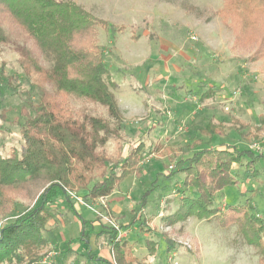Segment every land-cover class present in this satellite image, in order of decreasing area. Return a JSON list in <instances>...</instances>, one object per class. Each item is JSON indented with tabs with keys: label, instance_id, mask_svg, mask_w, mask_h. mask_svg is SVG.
<instances>
[{
	"label": "rangeland",
	"instance_id": "1",
	"mask_svg": "<svg viewBox=\"0 0 264 264\" xmlns=\"http://www.w3.org/2000/svg\"><path fill=\"white\" fill-rule=\"evenodd\" d=\"M71 1L104 22L95 24L94 36L118 84L113 91L126 118L128 141L141 137L146 148H158L144 155L143 173L124 177L109 197L79 203L76 210L58 199L43 230L48 245L41 263L109 264L89 258L87 248L113 261L112 228L121 234V248L132 264H259L257 249L236 225L222 227L213 218L185 215L181 203L196 190L182 185L181 170L166 175L176 159L173 152L196 137L202 146L224 143L264 151V58L249 60L251 50L234 43L232 26L218 12L223 0ZM0 22L8 29L6 21ZM0 69V150L6 153L21 142L20 107L28 97L11 41L0 42ZM67 103L78 116L105 114L103 106L76 95H68ZM208 122L220 132L196 134ZM247 132L255 139L242 138L240 133ZM251 169L233 163L234 185L218 191L213 206L223 211L249 198L264 221V157L253 167L256 175L248 177ZM42 187L38 182L10 193L14 214L31 209ZM81 219L95 220L88 240L81 235ZM150 244L156 247L153 254Z\"/></svg>",
	"mask_w": 264,
	"mask_h": 264
},
{
	"label": "trees",
	"instance_id": "2",
	"mask_svg": "<svg viewBox=\"0 0 264 264\" xmlns=\"http://www.w3.org/2000/svg\"><path fill=\"white\" fill-rule=\"evenodd\" d=\"M218 12L232 26L234 43L251 50L248 59L264 58V0H223ZM0 21L8 26L0 24V42L14 45L28 86V97L20 107L21 142L6 153L0 150V264H42V249L48 245L43 230L52 205L65 198L69 208L76 210L79 203L89 205L109 196L124 177L143 173L144 155L158 145L146 148L141 137L127 139L126 118L113 91L118 84L109 76L94 36L95 24H104L102 20L71 0H0ZM68 95L103 106L105 114L76 115L68 108ZM197 129L196 134L210 137L220 132L212 122ZM240 134L247 141L256 137ZM202 144L196 137L173 152L176 159L166 174L170 177L181 170L182 185L196 190V196L188 195L181 203L185 215L213 218L222 227L236 225L243 240L257 249L258 263L264 264V221L249 198L223 211L213 206L214 195L234 185L232 164H243L246 171L251 166L248 177H253V167L264 151ZM38 182L43 187L37 203L14 214L16 202L10 193ZM143 205L145 194L140 200ZM94 221L81 219L86 240ZM120 238L116 230H109L113 261L89 248L87 256L109 264H132ZM151 244L148 252L153 254L156 247Z\"/></svg>",
	"mask_w": 264,
	"mask_h": 264
},
{
	"label": "built area",
	"instance_id": "3",
	"mask_svg": "<svg viewBox=\"0 0 264 264\" xmlns=\"http://www.w3.org/2000/svg\"><path fill=\"white\" fill-rule=\"evenodd\" d=\"M121 237V234L118 233V238ZM49 264V263H48Z\"/></svg>",
	"mask_w": 264,
	"mask_h": 264
},
{
	"label": "crops",
	"instance_id": "4",
	"mask_svg": "<svg viewBox=\"0 0 264 264\" xmlns=\"http://www.w3.org/2000/svg\"><path fill=\"white\" fill-rule=\"evenodd\" d=\"M110 196V195H109ZM109 196H107V197H109ZM107 197H105V198H107ZM104 257V256H103Z\"/></svg>",
	"mask_w": 264,
	"mask_h": 264
}]
</instances>
